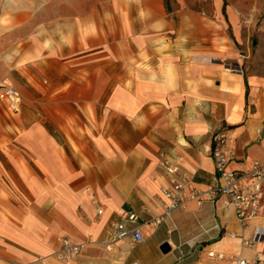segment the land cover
<instances>
[{"label": "crops", "instance_id": "0c3cea01", "mask_svg": "<svg viewBox=\"0 0 264 264\" xmlns=\"http://www.w3.org/2000/svg\"><path fill=\"white\" fill-rule=\"evenodd\" d=\"M214 4L0 0V88L21 95L17 113L0 100V264H234L229 254L264 251L225 234L264 226V193L244 229L219 196L148 223L166 202L161 154L201 190L215 134L230 168L264 163V67L245 61L235 16ZM117 221L144 241H113ZM63 236L84 244L70 261L54 255Z\"/></svg>", "mask_w": 264, "mask_h": 264}, {"label": "built area", "instance_id": "2783aa9c", "mask_svg": "<svg viewBox=\"0 0 264 264\" xmlns=\"http://www.w3.org/2000/svg\"><path fill=\"white\" fill-rule=\"evenodd\" d=\"M0 100L7 104L12 113L20 111L21 95L10 84H4L0 88ZM224 135L215 134L209 154L214 161V172L209 186L206 190L190 187L192 176L183 171L178 163L172 162L161 154L160 165L168 176V183L162 188V194L166 199L164 211L154 217L151 225H159L169 213L179 207H185L189 201L201 204L205 199L219 196L224 207H232L236 220L244 229L254 218L258 216L262 193H264V163L253 159L249 164H242L238 168L228 166L231 155L223 147ZM101 210L98 209L97 213ZM124 219L136 220V214L132 212L124 213ZM111 239L128 237L133 245L143 242L144 236L139 231V226L126 227L123 221L113 222L108 228ZM226 236L238 238L240 245L253 248L258 243L264 242V226H255L253 232L246 236L244 232L236 233L226 231ZM111 243L106 242L105 247L110 248ZM83 243H73L66 236L60 239V247L54 253L59 260L70 261L81 253ZM210 257L223 259L224 252L208 251ZM234 264H264V251H257L252 257L234 256Z\"/></svg>", "mask_w": 264, "mask_h": 264}, {"label": "rangeland", "instance_id": "374dc122", "mask_svg": "<svg viewBox=\"0 0 264 264\" xmlns=\"http://www.w3.org/2000/svg\"><path fill=\"white\" fill-rule=\"evenodd\" d=\"M190 8L196 11L213 15L215 0H185ZM225 2L227 14L235 16V25L239 32L238 48L243 51H251L246 59L256 67H264V0H221ZM231 35V26H228ZM186 252V249L182 248ZM177 252L179 250L177 249ZM197 252V251H196ZM179 255H183L179 252ZM185 256V254H184Z\"/></svg>", "mask_w": 264, "mask_h": 264}, {"label": "water", "instance_id": "95a60500", "mask_svg": "<svg viewBox=\"0 0 264 264\" xmlns=\"http://www.w3.org/2000/svg\"><path fill=\"white\" fill-rule=\"evenodd\" d=\"M170 245L168 243V241H163L162 243H160L159 245V249L161 250L162 253H166L170 250ZM132 264H137V263H132Z\"/></svg>", "mask_w": 264, "mask_h": 264}, {"label": "trees", "instance_id": "16d2710c", "mask_svg": "<svg viewBox=\"0 0 264 264\" xmlns=\"http://www.w3.org/2000/svg\"><path fill=\"white\" fill-rule=\"evenodd\" d=\"M165 2V7L167 8V10L170 9V0H164Z\"/></svg>", "mask_w": 264, "mask_h": 264}]
</instances>
